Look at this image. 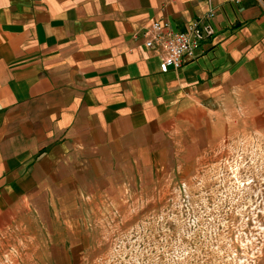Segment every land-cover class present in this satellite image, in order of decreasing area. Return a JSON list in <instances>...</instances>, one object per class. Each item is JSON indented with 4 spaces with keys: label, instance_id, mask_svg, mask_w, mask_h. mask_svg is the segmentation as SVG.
<instances>
[{
    "label": "crops",
    "instance_id": "crops-1",
    "mask_svg": "<svg viewBox=\"0 0 264 264\" xmlns=\"http://www.w3.org/2000/svg\"><path fill=\"white\" fill-rule=\"evenodd\" d=\"M193 20L197 56L160 71L149 25ZM235 102L264 112V0H0V212L180 164Z\"/></svg>",
    "mask_w": 264,
    "mask_h": 264
},
{
    "label": "rangeland",
    "instance_id": "rangeland-1",
    "mask_svg": "<svg viewBox=\"0 0 264 264\" xmlns=\"http://www.w3.org/2000/svg\"><path fill=\"white\" fill-rule=\"evenodd\" d=\"M249 105L226 110L194 157L116 193L0 212V264H264V112Z\"/></svg>",
    "mask_w": 264,
    "mask_h": 264
},
{
    "label": "built area",
    "instance_id": "built-area-1",
    "mask_svg": "<svg viewBox=\"0 0 264 264\" xmlns=\"http://www.w3.org/2000/svg\"><path fill=\"white\" fill-rule=\"evenodd\" d=\"M211 29L193 20L182 31H172L166 23L153 21L145 33V46L157 51L161 58L160 71L179 68L186 58L197 56L202 42Z\"/></svg>",
    "mask_w": 264,
    "mask_h": 264
}]
</instances>
